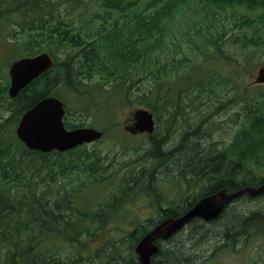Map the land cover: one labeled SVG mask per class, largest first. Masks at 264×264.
<instances>
[{
	"label": "rangeland",
	"instance_id": "obj_1",
	"mask_svg": "<svg viewBox=\"0 0 264 264\" xmlns=\"http://www.w3.org/2000/svg\"><path fill=\"white\" fill-rule=\"evenodd\" d=\"M5 1L0 0V77L4 73L9 83L8 66L21 57L25 47L17 40L23 36L14 31L10 15L6 19L4 14L9 11L15 15L16 5L11 1L5 5ZM83 1L86 6L96 2ZM135 11L112 4L108 9L117 22ZM257 13L264 17V11ZM256 16L254 9L215 10L203 4L198 8L190 5L169 19L152 58H148L152 49L145 43L139 45L143 61L125 68L131 71L125 93L116 90L119 80L108 82L99 74L84 81L79 89L61 84L50 91V96L56 94L65 102V121L99 129L105 137L55 160L37 156L25 159L20 149L11 148L10 162L18 173V181L12 182L15 196L23 199L21 191L27 190L29 195L40 196L43 205L60 202V231L66 222L70 228L64 234L81 227L74 242L64 241L60 233L42 234L43 243L37 245L43 260L50 262L47 257H51L57 264H139L135 240L148 231L151 222L163 218L164 210L180 214L198 200L209 179L189 175L188 162L215 154L210 152L222 154L245 122L244 104L239 101L244 96L249 102L255 97L264 99V84L252 83L257 69L264 65V24L249 27L250 22H244V17L251 20ZM238 38L252 41L249 45L236 43ZM152 40L159 44L158 37ZM61 52L62 59L68 52L69 60L76 53L73 49ZM224 55L228 58L221 59ZM122 62L129 63L126 59ZM189 72L198 78L208 73L212 80L197 84L189 79ZM139 74L158 79L165 76L167 94H151L145 101L150 106L145 109H155L160 127L153 136L166 135L161 144L166 154L151 153V137L139 132L132 135L124 129L131 124V112L144 108V101L136 94L156 88L151 76L139 78ZM6 97L13 100L7 91ZM9 101L3 100L7 106L3 108L4 118L14 109ZM176 106L177 110L173 109ZM15 124L10 125L13 131ZM189 131L199 132V136ZM7 144L13 145L9 132ZM173 148L180 152L172 156L169 151ZM85 154L90 155L89 161ZM259 165L248 164L257 179L264 177V167L261 162ZM159 244L161 254L158 251L152 256L157 264H264V194L252 197L243 193L218 218L208 222L195 219ZM6 259L7 251L0 244V264Z\"/></svg>",
	"mask_w": 264,
	"mask_h": 264
},
{
	"label": "trees",
	"instance_id": "obj_2",
	"mask_svg": "<svg viewBox=\"0 0 264 264\" xmlns=\"http://www.w3.org/2000/svg\"><path fill=\"white\" fill-rule=\"evenodd\" d=\"M9 2L16 5L15 15L18 17L9 11L4 14L6 19L10 15L12 26H15L14 31L24 37L17 38L25 47L24 52L20 54L21 57L61 49L76 51L73 60H69V53L66 52L64 61L56 60L50 71L29 84L11 101L6 97L8 87L6 75L2 73L0 77V244L7 251L4 264H57L51 257H47L50 262L42 259L44 254L39 251L37 245L43 243L42 234L60 233L64 241L74 242L76 236L80 234L81 227L77 231L72 228L70 229L72 232L64 234L70 228V224L66 222L63 224L62 232L60 231L62 223L60 215L57 214L61 211L60 202L43 205L40 197L35 194L29 195L27 190L21 191L23 199L15 196L12 182L18 181V173L10 162L13 158L11 148L20 149L25 159L35 156L45 158L46 155L23 147L10 125L17 123L20 114L25 110L50 96V91L55 86L63 84L73 90L79 89L78 86L84 85V81H87L92 67L95 69L94 75H105L107 80L115 74L121 75L118 67L123 64L122 60L132 55H140L139 45L143 43L147 49L160 46L169 19L174 14L184 13L190 5L198 8L203 4L206 8L215 10L254 9L256 18L250 20L244 17V22L245 24L250 22L249 27H258L264 24V17L257 13L264 11V0H96L94 4L87 6L83 0H6L4 4ZM111 4L133 7L136 11L123 21H113L108 12ZM62 12L68 15L64 16ZM71 15H75L77 20L69 17ZM154 37L159 38V44L152 40ZM239 39L236 43L249 45L252 41L250 38ZM77 58L82 61L77 62ZM224 58L228 57L224 55L221 59ZM38 85L40 90L37 89ZM3 100H8L14 107L8 110V116L5 118L3 108L7 106L3 104ZM239 102L244 104V109L241 110L245 122L239 127L231 145L220 155L210 152L215 154L206 159L199 157L197 162L190 160L186 166L189 175L198 179L206 176L209 179L207 186L214 188L209 189H213L212 192H207L205 188L204 192L198 195L199 199L220 189L234 192L264 183V177L257 179L248 168L249 162L256 167H260L261 162L264 167V99L255 97L249 102L244 96ZM173 109L177 110V106ZM172 117L171 115V119ZM71 125L73 124L65 121L66 127L71 128ZM198 129L200 130V126ZM8 132L13 138L12 146L7 144ZM194 134L198 135L199 132ZM165 139L166 135L150 138L156 153L166 154L161 148ZM169 152L172 155V151ZM83 157L87 161L90 160L89 154ZM49 169H53L52 165ZM19 187L20 184L16 186V192ZM196 200L189 203L184 212L191 208ZM177 216L179 214L176 211L167 209L164 211V217L158 221ZM156 224L157 222H151L148 231ZM158 251L157 254L160 255V248ZM81 252L82 248L78 250L79 254ZM164 254L167 255L165 252Z\"/></svg>",
	"mask_w": 264,
	"mask_h": 264
},
{
	"label": "water",
	"instance_id": "obj_3",
	"mask_svg": "<svg viewBox=\"0 0 264 264\" xmlns=\"http://www.w3.org/2000/svg\"><path fill=\"white\" fill-rule=\"evenodd\" d=\"M52 65L47 54L33 59L15 61L9 66V96L14 97L41 72ZM256 83H264V66L256 73ZM143 111H137L135 129L139 132H151L153 128L151 116ZM64 113L62 102L55 97H46L37 102L30 110L24 112L15 128L17 138L28 148L42 153L53 150L64 152L100 138L101 133L88 128L66 130L62 124ZM264 191V184L257 188L244 187L235 192L220 190L214 194L199 199L193 207L180 217H168L159 222L154 228L139 239L134 252L139 264H152V256L157 249L154 241L157 238H167L181 229L195 217L210 221L218 217L227 202L242 193L255 195Z\"/></svg>",
	"mask_w": 264,
	"mask_h": 264
},
{
	"label": "bare ground",
	"instance_id": "obj_4",
	"mask_svg": "<svg viewBox=\"0 0 264 264\" xmlns=\"http://www.w3.org/2000/svg\"><path fill=\"white\" fill-rule=\"evenodd\" d=\"M43 54H47V53L44 52V53L36 54V55H34V56H27V57L17 58L16 60L12 61V63L15 62V61L22 60V59H33V58L39 57V56H41V55H43ZM53 65H54V64H53ZM52 67H53V66H52ZM52 67H51V68H52ZM45 72H46V71L41 72L40 74H38L37 77H36V79L39 78V77H40L42 74H44ZM21 91H22V90H21ZM21 91H20V92H21ZM20 92H18L14 97L9 96L8 91H7V94H8V96H9V98L14 99V98L17 97V95H18ZM48 97H51V96H48ZM45 98H46V97H45ZM35 104H36V103H35ZM35 104H34V105H35ZM34 105H33V106H34ZM33 106H31L30 108H28V109L25 110L24 112L30 110ZM24 112H23V113H24ZM64 125H65V124H64ZM26 148H27V147H26ZM27 149H29V150H31V151H35V150H33V149L29 148V147H28ZM263 184H264V183H263ZM263 184H261V185H263ZM204 188H206V190H208L207 192H212L213 189H214V188L211 187V186H204ZM210 188H213V189H212V190H209ZM241 189H242V188H241ZM220 190H221V189H220ZM220 190H219V191H220ZM222 190H226V189H222ZM239 190H240V189H239ZM226 191H227V190H226ZM237 191H238V190H237ZM242 194H243V193H242ZM246 194H249V193H246V192H245V195H246ZM263 194H264V191H263V192H259V193L255 194V195H251V194H249V195L252 196V197H257V196H260V195H263ZM239 196H241V195H239ZM239 196H238V197H239ZM203 197H204V196H203ZM201 198H202V197H201ZM201 198H200V199H201ZM236 198H237V197H236ZM236 198H233L232 200H230L229 202H227L226 205H228L230 202H233L234 200H236ZM198 199H199V198H198ZM226 205L224 206V208H223V210L221 211V213H222L223 211H225V209H226V207H227ZM171 209H172V207H171ZM256 209H257V208H256ZM186 212H187V211H186ZM184 213H185V212H182V214H184ZM221 213L218 215V217L221 215ZM218 217H216V218H218ZM216 218H215V219H216ZM194 219H199V220L205 221V220H203V219L200 218V217H195V218L191 219V220L189 221V223H190L192 220H194ZM213 220H214V219H213ZM210 221H211V220H210ZM205 222H208V221H205ZM177 231H178V230H177ZM177 231H175L174 233H176ZM174 233H173V234H174ZM173 234H171V235H173ZM171 235H170V236H171ZM170 236H169V237H170ZM169 237L164 238V239H163V238H157V239L165 240V239H168ZM157 239H155V241H154V245L156 246V249H157V252H158L159 245L156 243V242H157V241H156ZM168 251H169V250H168ZM157 252H156V253H157ZM181 258H182V257H181ZM163 260H164V259H163Z\"/></svg>",
	"mask_w": 264,
	"mask_h": 264
},
{
	"label": "flooded vegetation",
	"instance_id": "obj_5",
	"mask_svg": "<svg viewBox=\"0 0 264 264\" xmlns=\"http://www.w3.org/2000/svg\"><path fill=\"white\" fill-rule=\"evenodd\" d=\"M194 133H195V131H194V132H190V131H189V134H190V135H195ZM194 139H197V137L194 136ZM171 151H172V156L175 155V154L177 153V149H176V148H173ZM230 203H231V202H230ZM230 203H229V204H230ZM229 204H228V205H229ZM228 205H226V206H228ZM226 208H227V207H226ZM181 214H182V213H181ZM160 240H161V239H157V240H156V241H157L156 243H157L158 245H160V244H159V241H160ZM152 264H156V263H153V262H152Z\"/></svg>",
	"mask_w": 264,
	"mask_h": 264
}]
</instances>
